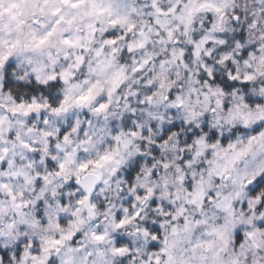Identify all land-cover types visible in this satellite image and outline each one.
I'll return each mask as SVG.
<instances>
[{
  "label": "clouds",
  "instance_id": "9594fccd",
  "mask_svg": "<svg viewBox=\"0 0 264 264\" xmlns=\"http://www.w3.org/2000/svg\"><path fill=\"white\" fill-rule=\"evenodd\" d=\"M0 264H264V0H0Z\"/></svg>",
  "mask_w": 264,
  "mask_h": 264
}]
</instances>
